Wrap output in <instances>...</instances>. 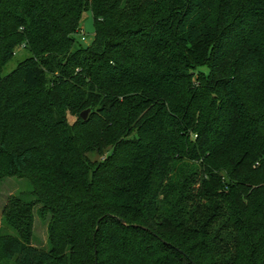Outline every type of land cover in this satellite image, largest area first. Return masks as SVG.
<instances>
[{
    "label": "trees",
    "instance_id": "16d2710c",
    "mask_svg": "<svg viewBox=\"0 0 264 264\" xmlns=\"http://www.w3.org/2000/svg\"><path fill=\"white\" fill-rule=\"evenodd\" d=\"M5 178L0 264H264V0H0Z\"/></svg>",
    "mask_w": 264,
    "mask_h": 264
},
{
    "label": "rangeland",
    "instance_id": "374dc122",
    "mask_svg": "<svg viewBox=\"0 0 264 264\" xmlns=\"http://www.w3.org/2000/svg\"><path fill=\"white\" fill-rule=\"evenodd\" d=\"M94 38V25L90 12L84 14L81 22L80 33L76 38V43L82 48H87L91 45ZM28 57L26 51H19L17 56L5 67L2 76L11 73L17 64ZM30 190V185L26 180H18L16 178H5L0 181V235L10 234L15 235V232L3 224V209L6 206L9 198L12 196H24ZM38 209V208H37ZM36 209V210H37ZM32 244L40 249H47V220L39 217L35 211V218L32 228Z\"/></svg>",
    "mask_w": 264,
    "mask_h": 264
},
{
    "label": "clouds",
    "instance_id": "9594fccd",
    "mask_svg": "<svg viewBox=\"0 0 264 264\" xmlns=\"http://www.w3.org/2000/svg\"><path fill=\"white\" fill-rule=\"evenodd\" d=\"M66 118H67V122L69 124H72L76 121L77 116L76 115H72L71 113H66Z\"/></svg>",
    "mask_w": 264,
    "mask_h": 264
},
{
    "label": "water",
    "instance_id": "95a60500",
    "mask_svg": "<svg viewBox=\"0 0 264 264\" xmlns=\"http://www.w3.org/2000/svg\"><path fill=\"white\" fill-rule=\"evenodd\" d=\"M88 113H89V111H85V112H83L82 114H81V119L82 120H86V118H87V116H88ZM119 222L122 224V225H126L125 223H124V221H122V220H119ZM191 264H194V263H191Z\"/></svg>",
    "mask_w": 264,
    "mask_h": 264
}]
</instances>
